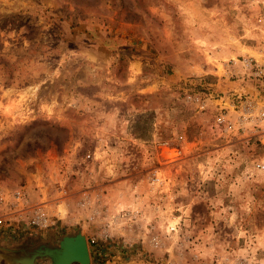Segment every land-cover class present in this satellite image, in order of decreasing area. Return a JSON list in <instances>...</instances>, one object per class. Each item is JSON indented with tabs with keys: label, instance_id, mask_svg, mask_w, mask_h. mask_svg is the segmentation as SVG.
I'll return each instance as SVG.
<instances>
[{
	"label": "rangeland",
	"instance_id": "1",
	"mask_svg": "<svg viewBox=\"0 0 264 264\" xmlns=\"http://www.w3.org/2000/svg\"><path fill=\"white\" fill-rule=\"evenodd\" d=\"M262 15L263 0H0V264L79 230L89 264H264V122L220 121L264 101L244 65L264 64L248 46Z\"/></svg>",
	"mask_w": 264,
	"mask_h": 264
},
{
	"label": "water",
	"instance_id": "2",
	"mask_svg": "<svg viewBox=\"0 0 264 264\" xmlns=\"http://www.w3.org/2000/svg\"><path fill=\"white\" fill-rule=\"evenodd\" d=\"M80 253H77V249ZM9 254H2L7 264H35L40 258H49L51 264H89L91 254L88 240L81 230L62 236L58 245L38 243L23 250L6 248ZM14 252V253H12Z\"/></svg>",
	"mask_w": 264,
	"mask_h": 264
},
{
	"label": "built area",
	"instance_id": "3",
	"mask_svg": "<svg viewBox=\"0 0 264 264\" xmlns=\"http://www.w3.org/2000/svg\"><path fill=\"white\" fill-rule=\"evenodd\" d=\"M263 10H264V0H263ZM262 19H264V15H262ZM264 31V28H261ZM244 65L251 70H254V73L259 76L262 73H264V64L259 63L258 61H255L253 59H246L244 60ZM239 119L234 120L229 116V112L226 114L221 115L220 121L225 123V126L229 130L234 129H241L244 128V124L246 123H253V124H259L261 122H264V101L261 99L258 100H247L243 104H241V107L239 108ZM256 167L259 170L264 171V161H259L256 163ZM23 191L21 189H18L13 192V204L18 205L20 202H22L21 198L23 196ZM4 199V196L1 197V200ZM45 213L42 210L37 209L36 214L32 217L31 223L33 224H39L43 225L46 222ZM1 221V220H0Z\"/></svg>",
	"mask_w": 264,
	"mask_h": 264
},
{
	"label": "crops",
	"instance_id": "4",
	"mask_svg": "<svg viewBox=\"0 0 264 264\" xmlns=\"http://www.w3.org/2000/svg\"><path fill=\"white\" fill-rule=\"evenodd\" d=\"M247 31H248V32H251V33H250L251 35H252V33L254 32V30H252V29H250V28H248ZM254 34H256V33L254 32ZM262 35H263V34H262ZM263 36H264V35H263ZM250 37H251V36H250ZM248 46L251 47L252 50L255 49L256 52H261V53L264 55V45H263V44H260L259 41H257V43L253 41V46H251V45H248ZM253 51H254V50H253ZM257 60H258V59H257Z\"/></svg>",
	"mask_w": 264,
	"mask_h": 264
},
{
	"label": "bare ground",
	"instance_id": "5",
	"mask_svg": "<svg viewBox=\"0 0 264 264\" xmlns=\"http://www.w3.org/2000/svg\"><path fill=\"white\" fill-rule=\"evenodd\" d=\"M82 233H83V231H82ZM83 234H84V233H83ZM77 251H78L77 253H80V249H79V248L77 249Z\"/></svg>",
	"mask_w": 264,
	"mask_h": 264
}]
</instances>
